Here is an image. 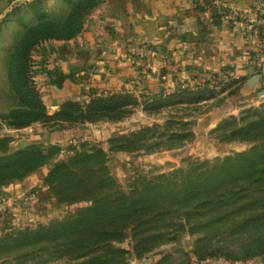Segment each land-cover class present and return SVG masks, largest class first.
<instances>
[{"label": "trees", "instance_id": "16d2710c", "mask_svg": "<svg viewBox=\"0 0 264 264\" xmlns=\"http://www.w3.org/2000/svg\"><path fill=\"white\" fill-rule=\"evenodd\" d=\"M65 1L68 12L58 19L48 16L41 6L43 0L28 4L36 18L24 27L7 58V81L15 105L0 114V119L12 128L22 129L35 122L62 124L64 128L63 123L71 127L104 118L120 120L139 104L136 94L124 91L93 95L88 102L66 100L57 111L48 113L33 79V51L42 41L75 37L86 16L104 0ZM12 14L7 13L6 19ZM243 81V77L230 79L223 90L232 87L229 93L234 94ZM209 91L206 87L177 89L171 96L177 102H197L209 98ZM167 102L169 97L154 95L145 106L154 109ZM217 129L225 131L223 140L257 143L215 161H196L170 173L136 178L129 191L117 186L106 167L107 158L110 152L131 151L138 144L144 148L152 128L112 137L108 149L96 146L71 152L67 160L53 165L45 181L60 202L90 204L66 219L0 237V251L48 245L52 252L66 257L67 264H125L129 251L114 242L123 241L131 230L138 257L185 232L199 235L191 251H182L181 259L166 253L147 264L264 257V105L249 109L240 119L223 121ZM186 136L172 132L169 138ZM12 140V136L0 134V189L49 164L61 152L60 147L44 150L33 144L10 153Z\"/></svg>", "mask_w": 264, "mask_h": 264}, {"label": "crops", "instance_id": "0c3cea01", "mask_svg": "<svg viewBox=\"0 0 264 264\" xmlns=\"http://www.w3.org/2000/svg\"><path fill=\"white\" fill-rule=\"evenodd\" d=\"M32 1L0 0V20L16 7L15 3L28 7ZM206 1L104 0L86 16L75 37L42 41L33 51L32 74L48 113L57 111L66 100L88 102L97 94H167L181 89L183 83L209 81L224 70L244 78L234 96L244 101L264 94V0H230L229 4L242 15L258 20L261 45L243 21L230 20L226 6L206 9ZM243 101L238 99L236 107ZM104 124L86 122L47 136L57 144L78 135L84 139L98 137ZM37 125L42 130L46 124L35 122L22 129L5 125L0 134L11 133L9 151L17 143L22 145L38 136L30 134ZM38 174L2 187L0 210L8 207L11 214L28 219L33 208L29 201L32 188L40 182ZM131 264L140 263L136 260ZM195 264H264V257L246 261L220 257Z\"/></svg>", "mask_w": 264, "mask_h": 264}, {"label": "rangeland", "instance_id": "374dc122", "mask_svg": "<svg viewBox=\"0 0 264 264\" xmlns=\"http://www.w3.org/2000/svg\"><path fill=\"white\" fill-rule=\"evenodd\" d=\"M19 3L11 9L13 13L8 19L4 16L0 20V114L7 113L14 105L11 89L7 81V58L9 50L16 43L24 27L30 24L36 14L29 7H19ZM50 18H63L68 12V3L65 0H43L42 5ZM227 84L214 85L210 81L200 82L188 89L208 88L209 98L197 102H177L171 95L176 92L160 94L134 93L138 98L139 104L133 107L130 115L120 120L100 119L96 122H106L103 130L98 137L90 136L84 139V136H75L73 139L62 142L61 144L51 143L48 136L52 131L62 128V124L49 123L44 125V129L31 130L30 134L36 133L38 136L31 141L17 143L11 152L20 150L29 145H39L44 150L50 147H60L61 152L56 155L52 162L45 164L36 171L25 176L22 180H13L11 183L20 182L35 173H39V184L32 188L31 203L33 208L28 212L26 220L11 214L8 207L0 210V237L11 235L27 227L35 228L40 224H49L56 220L66 219L70 215H75L81 208L89 205L88 201H79L75 203L60 202L51 192L50 186L45 178L54 164L65 161L71 152L84 151L101 146L105 149L109 147V139L119 135H128L142 128L150 127L152 131L149 137L144 141L147 145L142 148L141 144L136 145L131 151L110 152L106 161V167L114 177L117 186L129 191L132 189L134 181L139 177H152L162 173H170L176 169L188 167L196 161H215L218 158H224L236 152L249 149L257 141H239L223 140L224 130H218V126L225 120L236 117L240 119L249 109H260L264 105V94L248 97L247 100L230 94L232 87ZM145 95V96H144ZM154 95L169 97L170 102L165 105L148 109L145 105L152 102ZM150 96L148 98H145ZM234 102L232 103V100ZM243 101L236 107L237 101ZM172 101V102H171ZM174 101V103H173ZM84 102V101H81ZM109 123V124H107ZM8 126L0 119L1 130ZM32 125V124H31ZM64 128L69 127L63 123ZM74 126H84L77 124ZM172 132H179L187 135L185 139H170ZM3 135L11 133L2 132ZM27 136L24 132H15L14 135ZM49 133V134H48ZM163 133V136L161 134ZM11 136V135H10ZM162 141L159 145H154ZM10 152V153H11ZM43 168V169H42ZM48 168V171L42 176V172ZM42 176V177H41ZM7 186V185H6ZM123 241H115L114 245L122 247L129 251L125 264H131L136 261L140 264H147L149 261H155L163 254L171 253L179 260L182 258V251H191L193 244L199 235H193L185 232L175 240L157 246L153 250L146 252L142 257H138L134 251L135 241L131 230ZM44 247V249L42 248ZM53 247H10L0 251V264H67L66 257L58 256L52 252Z\"/></svg>", "mask_w": 264, "mask_h": 264}, {"label": "built area", "instance_id": "2783aa9c", "mask_svg": "<svg viewBox=\"0 0 264 264\" xmlns=\"http://www.w3.org/2000/svg\"><path fill=\"white\" fill-rule=\"evenodd\" d=\"M229 4H230V0H207L205 4V8L209 9L213 6H217V7L226 6L227 8H229L230 20L231 21H237V20L243 21L246 24V26H248L251 29V34L253 38L255 39L256 43L258 45H261L262 37H261L260 24L258 20H255V19L253 20V19H250V17L242 15L240 10H238L237 8H230ZM133 58H134L133 55H130V59H133ZM262 74L264 75V69L262 71ZM234 78H239V77L233 76L230 71L225 70V71H222L218 77L216 76L212 77L210 80V83L214 85L224 84V82L226 83L230 79H234ZM137 80L140 82L141 75L138 76ZM200 82L202 81H196L195 84H198ZM195 84L191 85L189 83H183L181 85V89H187L189 88V86H193ZM212 260H214V258H207L205 260H202L201 262L208 263V262H211Z\"/></svg>", "mask_w": 264, "mask_h": 264}]
</instances>
